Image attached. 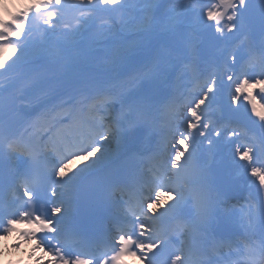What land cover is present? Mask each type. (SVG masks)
<instances>
[{
    "label": "snow or ice",
    "instance_id": "snow-or-ice-1",
    "mask_svg": "<svg viewBox=\"0 0 264 264\" xmlns=\"http://www.w3.org/2000/svg\"><path fill=\"white\" fill-rule=\"evenodd\" d=\"M3 10L0 46L14 55L0 68V160L22 156L31 165L23 174L0 170V226L13 232L18 223L31 225L26 235L33 250L46 253L45 264L136 257L143 264H218L209 249L233 242L210 229L222 201L203 178L223 162L225 143L234 176L248 178L245 204L226 209L245 236L235 242L243 259L229 264H260L264 0H91L88 9L80 0H43ZM169 75L161 100L126 102ZM25 123L37 131L22 145L14 137ZM138 127L156 139L129 157L138 170L122 185L118 218L102 235L82 231L71 221L77 169L97 157L104 141ZM53 156L58 167L49 163ZM190 205L195 213L187 218ZM7 239L0 236V244Z\"/></svg>",
    "mask_w": 264,
    "mask_h": 264
},
{
    "label": "clouds",
    "instance_id": "clouds-1",
    "mask_svg": "<svg viewBox=\"0 0 264 264\" xmlns=\"http://www.w3.org/2000/svg\"><path fill=\"white\" fill-rule=\"evenodd\" d=\"M43 0H0V17L5 16L3 7L4 5H11L10 10L15 11L19 7H26L30 3H41ZM49 4L53 2V0H47ZM59 2V0H57ZM99 3L100 0H97ZM112 2V0H110ZM115 2H119V0H115ZM80 4L84 9H88L91 5V0H80ZM14 55L12 49L8 46H0V68H2L6 62V60L11 59ZM204 183L207 185L209 190L215 193L213 186L211 184L210 175L203 178ZM175 198V197H173ZM8 225L5 223L4 225L0 226V236L6 235L9 238H14L15 243L11 244V250L17 253V257H12L9 259L8 257L3 255V248L4 242L0 244V264H45V256L46 253L43 250H33L34 249V242L33 240L28 239L27 233L32 231L31 225L27 222L18 223L13 232L7 231ZM7 239V240H8ZM31 246V247H30ZM23 252L26 255L24 258L21 253ZM48 264H54L52 260L48 261ZM123 264H127V261H124ZM141 264L143 262L141 261ZM260 264H264V259L260 261Z\"/></svg>",
    "mask_w": 264,
    "mask_h": 264
},
{
    "label": "bare ground",
    "instance_id": "bare-ground-1",
    "mask_svg": "<svg viewBox=\"0 0 264 264\" xmlns=\"http://www.w3.org/2000/svg\"><path fill=\"white\" fill-rule=\"evenodd\" d=\"M9 8H11V5H8ZM5 16L7 15L6 12H4ZM37 109H28L25 110L28 113H32L36 111ZM38 113H34L31 119H35ZM140 128V127H138ZM136 129H133L131 131H134ZM141 133L137 135L136 138H131L132 133L123 134L122 137L119 139L116 138H109L108 140L104 141V146L101 148V152L98 153L97 157L93 158L89 162H86L85 165L81 166V168L77 169V173L81 175L82 173L89 171L97 166H100L108 161H111L115 159L118 154L126 151V150H132L136 148V151L140 148L144 149V145H147L149 142H152L153 139L156 137L152 134H150L149 130L147 128L141 127ZM79 163V162H78ZM77 182V181H76ZM15 241L14 238H9L6 240V244L4 243L3 248V255L11 259L12 257H17V254L15 251L11 250V244ZM10 245V247H8ZM24 258H26V255H24ZM7 264V262H6Z\"/></svg>",
    "mask_w": 264,
    "mask_h": 264
},
{
    "label": "rangeland",
    "instance_id": "rangeland-1",
    "mask_svg": "<svg viewBox=\"0 0 264 264\" xmlns=\"http://www.w3.org/2000/svg\"><path fill=\"white\" fill-rule=\"evenodd\" d=\"M139 98H147V99H150V93H149V90L142 89ZM139 98H138V99H139ZM152 99H153V98H152ZM152 99H150V100L152 101ZM258 101H259L260 103H262V102L259 100V98H258ZM262 211H264V210H262ZM255 223H257V225H259V224H258V221H256ZM258 240H259L258 238L255 239V242L258 243Z\"/></svg>",
    "mask_w": 264,
    "mask_h": 264
}]
</instances>
